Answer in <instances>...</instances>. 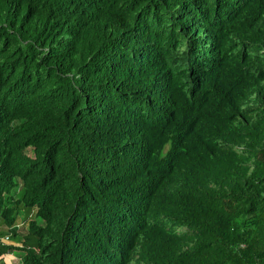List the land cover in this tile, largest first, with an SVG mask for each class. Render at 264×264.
Instances as JSON below:
<instances>
[{
  "label": "trees",
  "instance_id": "trees-1",
  "mask_svg": "<svg viewBox=\"0 0 264 264\" xmlns=\"http://www.w3.org/2000/svg\"><path fill=\"white\" fill-rule=\"evenodd\" d=\"M17 252L264 264V0H0V261Z\"/></svg>",
  "mask_w": 264,
  "mask_h": 264
},
{
  "label": "rangeland",
  "instance_id": "rangeland-1",
  "mask_svg": "<svg viewBox=\"0 0 264 264\" xmlns=\"http://www.w3.org/2000/svg\"><path fill=\"white\" fill-rule=\"evenodd\" d=\"M18 254L16 253H12V254H16L14 257V255L10 254V255H7V257H5L4 259L2 258L0 263L1 264H19L20 263V253L17 252Z\"/></svg>",
  "mask_w": 264,
  "mask_h": 264
},
{
  "label": "clouds",
  "instance_id": "clouds-1",
  "mask_svg": "<svg viewBox=\"0 0 264 264\" xmlns=\"http://www.w3.org/2000/svg\"><path fill=\"white\" fill-rule=\"evenodd\" d=\"M21 261V260H20ZM20 264V263H19Z\"/></svg>",
  "mask_w": 264,
  "mask_h": 264
}]
</instances>
